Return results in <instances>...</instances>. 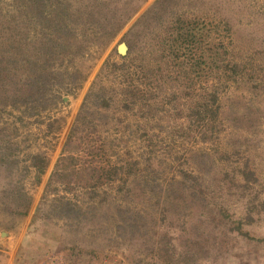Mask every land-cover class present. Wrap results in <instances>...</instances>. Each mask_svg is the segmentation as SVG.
<instances>
[{
  "label": "rangeland",
  "instance_id": "374dc122",
  "mask_svg": "<svg viewBox=\"0 0 264 264\" xmlns=\"http://www.w3.org/2000/svg\"><path fill=\"white\" fill-rule=\"evenodd\" d=\"M54 1L0 0V55L55 72L0 104V264H264V0Z\"/></svg>",
  "mask_w": 264,
  "mask_h": 264
},
{
  "label": "trees",
  "instance_id": "16d2710c",
  "mask_svg": "<svg viewBox=\"0 0 264 264\" xmlns=\"http://www.w3.org/2000/svg\"><path fill=\"white\" fill-rule=\"evenodd\" d=\"M65 6L62 0L54 1L55 7L60 5ZM127 9V8H126ZM59 11L61 8H55L54 17L51 6L47 1V6L45 11L41 10V24L45 26V22H51L53 27L56 30H64L63 22L60 21V17H58ZM137 8H131V10H124L123 13H120V18L117 24H113L111 26H104L102 29L106 30L108 33V41L106 44H109L115 36L119 33V31L124 27V25L131 19V17L135 14ZM92 15V11L90 12ZM146 19V15L142 14L137 22L138 24L144 22ZM65 25V24H64ZM227 27L228 24H226ZM48 37V38H47ZM46 40L50 44H55L56 46H63L64 43L62 41H57L58 38H53L51 35H46ZM40 68L39 62L37 58L27 56L22 57L15 55L12 52L9 54H1L0 55V104L7 105L9 103L11 106H18L19 103H23L25 108H28L29 101L40 102L44 101L46 95L48 93V87L53 79V74L55 72L51 71L45 73ZM21 82V83H20ZM21 85V86H20ZM25 97V98H23ZM88 98V96H87ZM219 95L215 92L213 95V100L215 102V107L209 106L208 104H203L199 107L198 113H203L205 116L207 115H217L219 113L220 105L218 103ZM6 103V104H5ZM86 101L83 103V108L85 106ZM78 120V118L76 119ZM1 130V129H0ZM74 133V127L72 128L71 133L68 136L67 141L65 142V147L70 145L72 142ZM33 165L38 174H41L45 171L47 167V161H45V156L37 153L33 155ZM2 161V160H1ZM44 161V162H43ZM42 162V164H41ZM96 171V170H95ZM100 177V176H99ZM40 211H37L38 214ZM37 218L35 215L32 223Z\"/></svg>",
  "mask_w": 264,
  "mask_h": 264
},
{
  "label": "water",
  "instance_id": "95a60500",
  "mask_svg": "<svg viewBox=\"0 0 264 264\" xmlns=\"http://www.w3.org/2000/svg\"><path fill=\"white\" fill-rule=\"evenodd\" d=\"M126 50H127V45L125 42H122L119 44L118 46V51L121 53V54H125L126 53Z\"/></svg>",
  "mask_w": 264,
  "mask_h": 264
}]
</instances>
